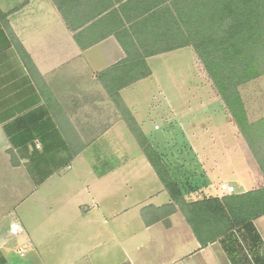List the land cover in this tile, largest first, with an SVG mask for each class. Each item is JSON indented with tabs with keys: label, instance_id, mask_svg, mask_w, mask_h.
Listing matches in <instances>:
<instances>
[{
	"label": "crops",
	"instance_id": "0c3cea01",
	"mask_svg": "<svg viewBox=\"0 0 264 264\" xmlns=\"http://www.w3.org/2000/svg\"><path fill=\"white\" fill-rule=\"evenodd\" d=\"M0 10L48 96L45 101L0 22V264H264V215L200 246L178 209L159 210L170 197L96 79L126 52L133 61L150 52L144 57L150 74L120 95L185 200L220 197L221 182L243 192L256 188L255 157L192 48L158 50L166 16L175 15L170 0H0ZM172 55H188L203 101L221 108L174 111L152 135L140 105L150 101L131 93L156 81L154 63ZM250 81L239 86L242 100L241 88ZM224 123L233 125L245 161L244 171L229 177L217 169L225 152L219 158L212 151L215 135L224 140ZM55 183L78 189L89 205L74 201L68 208L64 198L71 194ZM108 191L117 202L105 209L101 198ZM71 216L78 221L73 226ZM13 222L22 225L18 234L9 232ZM104 241L109 248L92 254Z\"/></svg>",
	"mask_w": 264,
	"mask_h": 264
},
{
	"label": "trees",
	"instance_id": "16d2710c",
	"mask_svg": "<svg viewBox=\"0 0 264 264\" xmlns=\"http://www.w3.org/2000/svg\"><path fill=\"white\" fill-rule=\"evenodd\" d=\"M170 2L175 15L171 12L172 15L166 16L159 32L165 44L158 50L192 48L225 111L264 175V117L249 121L239 93L240 85L264 74V0H170ZM0 22L24 66L36 82L40 94L47 101L46 87L40 74L8 25L6 13L1 10ZM142 48L145 49L143 46ZM126 53V59L97 73L96 79L170 197V203L159 210L167 213L178 209L200 246H205L229 230L264 215V187L224 194L220 197L206 196L191 201L185 200L179 184L171 177L160 155L120 95L121 89L150 74L144 60L150 52H145L134 61V58ZM152 218L155 219L156 216ZM144 222L150 223L145 215ZM165 222L167 223V220Z\"/></svg>",
	"mask_w": 264,
	"mask_h": 264
},
{
	"label": "rangeland",
	"instance_id": "374dc122",
	"mask_svg": "<svg viewBox=\"0 0 264 264\" xmlns=\"http://www.w3.org/2000/svg\"><path fill=\"white\" fill-rule=\"evenodd\" d=\"M190 64L191 59H189L188 55H182L180 57H173L172 55L171 57H166V59L161 58L160 62L154 63V74L158 79L156 81L145 83L146 85L144 84V87H140L139 89L136 88V90L131 93V96H133L134 98L147 97V100L150 101V103H140L142 107L141 114H143L144 117H147L145 123L149 127L148 133L150 132L153 135L162 132L165 128L164 116H172L174 111L181 110L185 111V113L192 114H201L205 111L206 113H210L212 111H207V109H205V105L207 104H209V106L211 105L210 108L213 106L215 110H220L221 107L218 105V101H203V89L196 84V77L194 74L195 70ZM241 91L248 120L255 121L264 117V74L244 85L241 88ZM143 106H147L149 107V109L145 108L144 110ZM209 118H211V115L208 116V119ZM154 125H156L157 127H154ZM216 127L217 126H214L213 129H216ZM221 127H223L225 130L224 140L222 141L220 139V135H215V138L213 137L215 140L214 143H217L218 147H214L212 151L215 154L218 150L217 153L219 154V158L225 152V165L223 167H218L217 169L220 172H223L222 175H224L225 177H229L232 172L238 174L239 172L244 171L245 161L243 155L241 154V152H239V148L237 147L236 139L233 135V125L224 123V126ZM127 136H129L128 133ZM129 142L135 141H127L126 144ZM221 142L224 143L221 144ZM135 146L136 148H138L137 145ZM246 147H248L247 144ZM138 156L142 157L143 155H139L138 153L137 158ZM228 162L230 163L228 164ZM253 169L255 170V172H257V177L260 176L259 182L255 184V187H264V175L262 173L261 168L258 165V167H255ZM232 185L235 187V191L233 193L243 192V188L239 187V185ZM68 186L69 185L67 183L54 184V187H56L57 191H65L71 194L68 199L64 198L66 202L68 201V205H66L68 208H74V205H72L74 201L86 202L89 205L91 200L88 199V197H86L85 195L83 196V194H81L82 192L78 191V189L72 187L70 188V186ZM249 187L250 186L247 185V188ZM102 195H105L103 198H101V202L105 209H109L112 206V203L114 205L116 204L117 199H114V197H112L110 191ZM222 195H224L223 192L221 193V196ZM40 202L42 201L40 200ZM55 202H57V200H55ZM88 215L91 216L90 214ZM92 217L94 216L92 215ZM87 219L88 218L86 217V221ZM77 222L78 221L72 219L71 216V220H69V223L73 226L74 224H77ZM90 222L91 221L88 220L87 223L90 225ZM109 222L111 226L114 225V222L110 219ZM92 223H94V221ZM108 244L109 242L104 241L103 247L94 249V251H92V254L99 253L102 251L105 252L107 250ZM108 252L109 250L107 251V253H105L106 256L107 254L109 256L110 253Z\"/></svg>",
	"mask_w": 264,
	"mask_h": 264
},
{
	"label": "built area",
	"instance_id": "2783aa9c",
	"mask_svg": "<svg viewBox=\"0 0 264 264\" xmlns=\"http://www.w3.org/2000/svg\"><path fill=\"white\" fill-rule=\"evenodd\" d=\"M219 187L224 194H231L235 191V187L226 182L220 183ZM20 231H22V225L19 222H13L10 224L9 232L11 234H18Z\"/></svg>",
	"mask_w": 264,
	"mask_h": 264
}]
</instances>
